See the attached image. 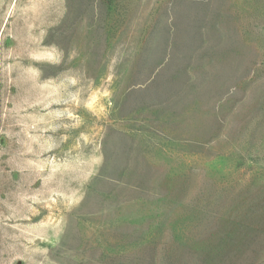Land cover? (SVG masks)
Returning <instances> with one entry per match:
<instances>
[{
  "label": "rangeland",
  "instance_id": "374dc122",
  "mask_svg": "<svg viewBox=\"0 0 264 264\" xmlns=\"http://www.w3.org/2000/svg\"><path fill=\"white\" fill-rule=\"evenodd\" d=\"M0 264H264V0H0Z\"/></svg>",
  "mask_w": 264,
  "mask_h": 264
}]
</instances>
